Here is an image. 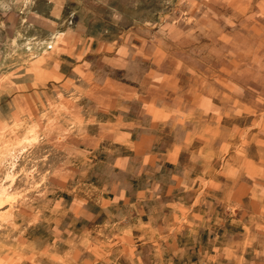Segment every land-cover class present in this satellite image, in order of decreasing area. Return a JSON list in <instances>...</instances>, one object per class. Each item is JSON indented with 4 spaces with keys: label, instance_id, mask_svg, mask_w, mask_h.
<instances>
[{
    "label": "rangeland",
    "instance_id": "rangeland-1",
    "mask_svg": "<svg viewBox=\"0 0 264 264\" xmlns=\"http://www.w3.org/2000/svg\"><path fill=\"white\" fill-rule=\"evenodd\" d=\"M42 1L0 44V264H264V0Z\"/></svg>",
    "mask_w": 264,
    "mask_h": 264
},
{
    "label": "crops",
    "instance_id": "crops-1",
    "mask_svg": "<svg viewBox=\"0 0 264 264\" xmlns=\"http://www.w3.org/2000/svg\"><path fill=\"white\" fill-rule=\"evenodd\" d=\"M27 1L28 0H0V44L5 38L7 39L9 37L11 24H18L22 22L25 17L35 22L37 21L36 17L41 16L39 15L41 13L36 10H34L33 13L29 11V14H26V8L29 6ZM42 2V0H38L36 8L33 6V9H37Z\"/></svg>",
    "mask_w": 264,
    "mask_h": 264
}]
</instances>
